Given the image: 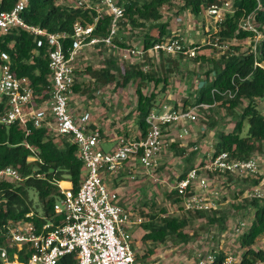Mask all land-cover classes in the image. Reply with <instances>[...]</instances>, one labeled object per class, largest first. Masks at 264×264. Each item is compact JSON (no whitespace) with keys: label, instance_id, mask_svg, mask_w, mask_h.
Instances as JSON below:
<instances>
[{"label":"built area","instance_id":"built-area-1","mask_svg":"<svg viewBox=\"0 0 264 264\" xmlns=\"http://www.w3.org/2000/svg\"><path fill=\"white\" fill-rule=\"evenodd\" d=\"M26 4L27 0H21L11 10H0V34L23 28L38 37V46L46 42L49 47L51 97L39 103L30 79L17 75L11 67L9 53L3 51L0 63V124L9 126L19 122L27 126L33 122L36 127L48 126L55 133L68 136L78 147V156L84 163V178L77 188L58 182L60 195L54 204V211L55 216L61 217L59 222L40 213L39 217L46 220L42 225L25 219L10 221L0 227V264H57L68 254L74 255L78 264H140L132 238L134 227L140 225L144 218L123 206L119 188L113 187L112 182L122 174H130L128 177L133 180L138 170L149 173L157 168L165 147L164 131L180 126L177 138H184L189 133L188 124L199 121L200 113L217 103L201 102L191 108L162 104L147 115L146 136L128 138L118 135L114 146L102 148L104 130L93 125L89 111H78L72 106L76 76L74 62L83 47L98 43L125 51L123 56L126 59L134 54L144 57L147 52L144 48L121 47L115 42L125 8L117 0H76L70 4L91 9L96 16L91 24L79 21L74 24L73 44L65 50L67 34L50 32L27 23L22 15ZM206 12L215 29L208 35L206 44L225 53L230 49L231 41L219 34V26L225 21L226 14L235 12L233 0L213 3ZM106 13L112 18L107 35L93 36L99 19ZM252 16V13L243 16L240 27L252 32L247 41L257 53L263 33ZM200 47L201 44L179 34L155 43L149 51L168 56L183 54L192 58ZM237 91L238 87L224 92L216 88L212 90L214 94L227 98H234ZM29 132L27 129V134ZM198 149V145L193 146V150ZM206 154L208 159L204 164L189 169L183 176L179 175L173 186L181 198L177 203L183 213H212L214 209H219L221 193L213 186L212 175L222 178L225 174L246 177L261 173L257 156L237 159L226 151L215 157H212L211 151ZM37 176L42 177L43 174L38 173ZM22 179L17 168L11 165L0 168V183L6 180L20 182ZM245 196L261 198L264 193L260 186H255ZM33 215L34 212H31L27 217ZM246 228L247 223L240 221L234 231L242 233ZM205 252L196 250V264H214L217 253ZM239 260L227 253L224 264H234ZM253 264H264V257Z\"/></svg>","mask_w":264,"mask_h":264},{"label":"trees","instance_id":"trees-1","mask_svg":"<svg viewBox=\"0 0 264 264\" xmlns=\"http://www.w3.org/2000/svg\"><path fill=\"white\" fill-rule=\"evenodd\" d=\"M20 1L0 0V10H11ZM173 1L176 0H117L125 8V16L119 21L118 31L127 27L130 29L146 27L147 22H153L151 27L159 30L158 35L147 32L143 38V48L147 50L144 55L145 62L154 58L156 52H150L149 49L155 43L166 40L168 37L179 36L168 29V23L160 22L163 18L162 8L171 5ZM183 1L184 8H191L195 14H200L211 4L224 0ZM233 6L235 12L226 14L225 21L219 26V34L231 41L230 50L219 58H207L201 54L194 57L196 62L201 60L210 65L206 72V80L197 90L194 104L201 102L214 104L216 101V106H224L236 119L233 128L217 133V140L214 148L211 149L212 157L226 151L237 159H247L251 156L259 158V153L264 149V114L258 108L264 97V0H233ZM251 13L254 23L263 33L257 53L252 47L241 51L240 45L232 44L233 41H246L253 35L252 32L240 27V19ZM22 15L30 25L41 26L50 32L66 33L64 46L67 50L73 44L74 24L77 21L91 24L95 20L96 13L91 9L61 3V0H27ZM111 20V15L106 13L99 19L92 35L95 37L107 35ZM37 42L38 37L23 28H15L9 33L0 34V63L2 62L1 53L3 51L9 53L12 69L18 76H27L30 79L37 101L43 103L51 97L49 47L46 42L41 46H38ZM115 42L121 47H131L129 43L119 40L117 36ZM158 54L162 56L161 53ZM145 62H135L127 66L118 65L117 59L112 55L106 66L93 71L95 80L101 85L116 82V85L125 87L130 82L138 81L136 88L138 138L147 135L146 117L156 107L157 95L154 91L149 94L144 92V83L155 82L158 85L164 81L165 86L168 84L166 78L163 80L157 77L155 71L145 69ZM173 62L176 61L173 60ZM236 87L238 91L234 98L212 92L215 88L224 92L227 89L234 90ZM83 89L90 90L89 86L81 87L76 75L74 91L76 93ZM239 107L242 108L241 113L237 111ZM245 120H248L249 129L246 135H242ZM208 123L212 127L216 125L214 119H209ZM27 129L30 130L29 134ZM171 145L176 148L181 157V163L186 167L181 174L183 176L189 169L196 166L195 159L199 152L189 150L180 141H174ZM77 150V145L71 142L68 136L59 135L48 126L36 127L33 122H29L27 126L19 122L9 126L0 124V168L11 165L20 171L23 178L20 182L6 180L0 183V227L10 221L25 219L42 225L46 220L39 217L40 213L46 217H54L55 222H59L61 217L55 216L54 211V204L60 195L58 182L70 180L73 187L77 188L84 178V163L79 158ZM207 159L208 157L204 156L199 164H204ZM38 173L43 176L38 177ZM252 177L251 175L240 177L225 174L222 178L226 182L240 183L245 180L247 183L250 181L248 184L251 186L259 185L261 177L251 179ZM31 191L37 193L41 212L34 205ZM167 196H175V202L181 201L174 189H170ZM246 198L250 199L247 206L253 209L254 215L242 233L233 231L244 249L240 260L234 264H253L264 257V247L255 246L256 241L264 237V196ZM218 211L219 209H214L210 213L212 216L206 212H190L175 216L168 214L167 208H162L161 213L150 214L149 219L140 224L145 231L142 238L154 243H164L169 238H173L177 243H188L193 239V234L185 229L195 215L206 216L210 223L218 222L223 225L227 221V215ZM31 212H34V215L27 217V214ZM223 229L226 230L225 227ZM226 257L227 253L220 251L217 253L214 264H224ZM57 264L78 263L74 255L68 254L63 256Z\"/></svg>","mask_w":264,"mask_h":264},{"label":"rangeland","instance_id":"rangeland-1","mask_svg":"<svg viewBox=\"0 0 264 264\" xmlns=\"http://www.w3.org/2000/svg\"><path fill=\"white\" fill-rule=\"evenodd\" d=\"M64 2L65 4H72L76 0H61V3ZM183 4V0H176L171 5L163 7V18L160 22L168 23V29L173 34L185 35L188 39L201 44L202 47L197 50L196 54L205 55L207 58H219L227 53L228 50L222 53L206 44L208 35L215 30L213 21L208 17L206 9L200 14H195L191 8H184ZM152 24L153 22H147L146 27L137 29L121 28L117 37L132 47L141 49L143 48V38L147 32L159 34L156 27H151ZM233 42V46L240 45L241 51H246L250 45L247 40ZM124 53L125 51L121 49L102 44L86 45L80 50L74 62L78 83L81 84L82 88L89 86L90 90L83 89V91L71 94L72 106L78 111H89L93 125L104 130L106 139L116 134L128 138H134L139 134L138 112L136 110L138 81L130 82L125 87L116 85V82L101 85L95 80L93 74L94 70H100L106 66L112 55L117 59L118 65L127 66L135 62H145L144 57L139 58L135 54L126 59L123 56ZM144 66L149 71H155L157 77L168 80L166 86L164 81L158 85L155 82L144 83V92L149 94L154 91L157 95L155 106L162 104L175 106L177 104L178 108H191L197 105L194 104L197 90L206 80V72L210 68L208 63L201 60L196 62L194 57L189 58L183 54L175 56L162 54L160 56L157 53L152 60H147ZM258 108L264 114V99L261 100ZM210 109L212 110L206 109L200 113L199 121L188 124L189 133L182 139L177 138L180 126H173L164 131L165 147L161 156V163L157 168L149 173L140 169L135 173L136 178L133 180L128 177L130 175L128 173L122 174L121 177L114 180L116 187L119 188L121 203L127 210L139 213L146 221L150 214L161 213L162 208H167L168 214L171 215L185 214L180 209V204L175 202V196H167L170 189H173L176 179L186 169L181 163L182 160L176 148H173L171 144L174 141H180L189 150L193 149L194 145H198L197 151L199 153L195 159V165H200L201 159L204 156L208 157L206 153L214 148L217 133L233 128L236 120L234 115L229 114L224 106L218 105L210 107ZM237 111L241 113L242 108L239 107ZM209 119L216 121L214 127L208 123ZM248 129L249 123L248 120H245L242 135H246ZM101 147L109 149L112 145L110 142H103ZM259 165L263 173H259L251 179L261 177L257 186H260L264 193V149L259 153ZM211 180L213 186L218 188L221 193L218 212L227 215L225 224L210 223L206 216L200 217L196 214L185 229V231L193 234V239L188 243H177L173 238H169L164 243L145 241L142 238L145 231L140 225H137L133 229L132 243L140 264H196L195 253L197 249L204 252L215 251L216 253L225 251L238 259L241 258L244 249L240 246L233 231L240 221L248 223L252 220L254 211L247 206L250 199L246 198L248 196L245 195L250 194L255 186H251L248 184L250 181L247 183L245 180L240 183L226 182L225 179L215 174L211 176ZM68 182L70 180H63L60 184L67 186ZM31 197L34 200V205L41 212L37 193L31 191ZM224 227L226 230L223 229ZM255 246L264 247V237L259 238Z\"/></svg>","mask_w":264,"mask_h":264},{"label":"crops","instance_id":"crops-1","mask_svg":"<svg viewBox=\"0 0 264 264\" xmlns=\"http://www.w3.org/2000/svg\"><path fill=\"white\" fill-rule=\"evenodd\" d=\"M118 136V134H116V135H114V136H110V138H108V139H106L105 138V142H110V144L112 145V146H114V144H115V139H116V137ZM111 148V147H110ZM109 148V149H110ZM261 173H263V172H261ZM69 184L67 185V186H70L71 184H72V182L70 181V182H68ZM63 184H65V183H63ZM112 185H113V187H116V184H115V182H112ZM117 188V187H116ZM139 261V260H138Z\"/></svg>","mask_w":264,"mask_h":264},{"label":"bare ground","instance_id":"bare-ground-1","mask_svg":"<svg viewBox=\"0 0 264 264\" xmlns=\"http://www.w3.org/2000/svg\"><path fill=\"white\" fill-rule=\"evenodd\" d=\"M67 184V183H66Z\"/></svg>","mask_w":264,"mask_h":264}]
</instances>
